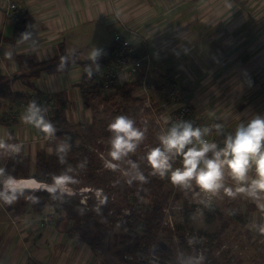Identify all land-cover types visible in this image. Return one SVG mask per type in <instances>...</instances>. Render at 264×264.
<instances>
[{"label":"crops","instance_id":"1","mask_svg":"<svg viewBox=\"0 0 264 264\" xmlns=\"http://www.w3.org/2000/svg\"><path fill=\"white\" fill-rule=\"evenodd\" d=\"M12 1L20 18L27 14L30 28L27 35L16 38V23L20 18L15 21L8 18L5 13L8 0H0L2 92H5L3 79L10 78L13 91L35 97H30L29 103L43 104L46 99L52 100L53 95L63 93L68 98L67 119L71 121L70 112L76 111L84 115L77 123H91L92 111L84 106L78 86L83 76L78 62L65 72L43 70L36 79L30 80L32 87H28L17 77L22 71L18 57L45 62L61 53L80 51L77 59L88 60L93 59L94 47L101 51L98 57L107 55L114 49V30L122 28L121 21L131 27L129 35L139 54L148 55L147 63L138 69L132 81L137 83L135 95L143 99V106L148 108V99L155 108L163 103L167 105L168 88L151 79L154 68L167 66L171 78L177 68L187 72L197 68L196 80L182 88L186 89L193 113L200 121L221 125L229 134L241 120L264 115V0ZM204 41L211 48L209 54L195 56L193 50ZM140 77L149 81V98L140 87ZM17 100L0 96V141L20 145L18 152L0 148V166H6L14 155L29 166L27 171L31 173L38 151L52 153L53 148L48 144L51 138H42L48 131L22 119L27 105ZM253 174L249 172L250 177ZM224 181L234 189L237 186L227 172ZM249 202H256L260 211L264 197H251ZM33 205V213L23 215L19 210L18 219L12 216L15 209L9 213L2 209V215L0 212V264L6 253L10 264L97 263L93 250L74 239L64 215L60 214L57 220L54 214L53 223L43 227L42 213L51 204L40 206L35 202Z\"/></svg>","mask_w":264,"mask_h":264},{"label":"trees","instance_id":"2","mask_svg":"<svg viewBox=\"0 0 264 264\" xmlns=\"http://www.w3.org/2000/svg\"><path fill=\"white\" fill-rule=\"evenodd\" d=\"M29 28V18L25 14L16 23L15 37H21L22 34L27 33ZM134 46L137 55H146L139 54L136 45ZM114 49L107 55L97 57L95 61L93 59H77L80 51L61 53L52 61L45 62L24 56L18 57L22 71L17 77L23 79L28 87H32L30 80L36 79L41 71L65 72L71 64L78 62L83 69V76L78 86L84 106L92 111V122L73 123L69 121L66 116L68 98L63 93L53 95L52 100L46 99L43 103H51V116L46 120L53 126L51 139L48 141V144L53 148V152L48 153L46 150H39L31 173L20 172L21 170H27L29 166L14 155L10 156L7 165L2 166V168L5 169L7 174L18 178H35L46 184L51 183L53 175H60L71 168L72 171L69 175L74 178L75 182L69 185L76 184V189L89 187L93 189L92 191L67 195L59 191L50 193L44 188L36 191V195L39 197L38 205L44 206L49 203L56 206L59 213L65 216L69 224L68 229L72 232L76 241L83 242L95 254H98L105 251L108 241L112 237L120 236L122 241L118 243L122 246L117 249L119 259H122L125 254L132 255V252L141 253V245L149 243L150 246H147L148 248L144 247V249L147 252L158 250L166 262L164 264H180L176 260L178 254L182 252L184 255V251L190 249L185 236L188 231L183 225H178L176 230H172L165 224L163 225L164 208L170 192L166 195L159 194V189L166 185L159 176L152 175V170L145 159L147 151L158 144L161 125L150 122V125L148 124L150 127L147 126L141 145L139 144V152L129 153L125 158V161L131 160L137 163L139 169L147 178L145 182L133 180L129 183V177L121 175L120 169H107L98 155L103 148H101V145L98 146L96 141L100 138L109 139L108 124L110 121L117 115L132 116L143 106V99L135 95L137 83H119L117 85L112 83L109 88L105 87L111 77L106 67L116 61ZM114 70L116 71L118 68L115 67ZM100 71H103L104 74L98 78L97 72ZM3 81L5 92L0 90V96L18 99L19 103L24 101L25 106L29 104L30 97H34L30 93L13 91L10 78L3 79ZM173 88L176 87L173 86ZM178 89L181 95H188L185 88L178 87ZM116 97H121L124 102L129 104L128 107L123 108L116 103ZM166 102L169 105L167 99ZM101 106H104V111L99 110ZM146 109L150 108L146 107ZM157 114H159V110H157ZM169 115L170 110L164 123L166 128L170 126ZM163 116V112H161L160 118ZM192 117L197 118L193 112ZM225 135L227 134L222 128L217 129L218 145L222 146ZM208 136H210V133H208ZM61 143H67L69 146L65 153L57 152V148ZM145 145L149 147L143 150ZM61 156H63V159H61ZM81 164H83V167H80ZM126 168L131 170L130 165H127ZM77 179L82 182L76 183ZM96 189H100L102 192L103 197L100 200L94 193ZM149 191L152 193L150 201L146 199L149 196ZM84 196H86L85 203L82 201ZM239 196L240 198L235 201V206L230 208L229 213L231 212V215L229 219L241 222L245 226L249 221V214L253 210H257L258 205L256 202H249L251 197L245 193H240ZM227 199L230 198L225 196L223 202ZM191 210L187 205L183 206L181 215L185 221H189V218L192 219ZM173 212L175 213V211ZM207 212L209 213L210 210ZM216 212L219 214L222 211L217 208L214 213ZM207 215L212 217V214ZM230 220L226 219L223 223L230 226L232 223ZM194 235L197 237V234ZM259 254L262 255V264H264V253Z\"/></svg>","mask_w":264,"mask_h":264},{"label":"clouds","instance_id":"3","mask_svg":"<svg viewBox=\"0 0 264 264\" xmlns=\"http://www.w3.org/2000/svg\"><path fill=\"white\" fill-rule=\"evenodd\" d=\"M27 33L22 34V36ZM101 54L96 47L92 50L93 61ZM44 109L36 102H30L25 108L22 119L38 128L51 132L52 124L46 120ZM217 129L221 125H215ZM110 131L108 159L105 164L110 169L120 167L118 162L125 159L129 153L135 152L143 140L145 132L136 126L134 119L127 115H117L108 124ZM207 127L194 126L191 121L181 120L173 123L158 136V144L150 148L145 159L152 170V175L168 180L182 189H191L193 184L205 192L223 191L233 196L235 193H246L248 196L259 199L264 197V115H253L235 127L234 131L225 135L222 146L206 137ZM67 143H61L58 153H65ZM0 148L10 152H18L19 144H7L0 141ZM179 158V166H174ZM63 159V156H61ZM130 171H124L133 180L145 182L146 177L137 163L128 161ZM83 167V164L80 165ZM71 168L60 175H53L51 183L43 185L50 193H70L69 184L74 178L69 175ZM254 174L250 177L249 172ZM229 173L237 186L233 190L224 184L225 173ZM32 178H18L7 174L0 168V201L12 203L25 189L36 188ZM255 227L264 232V223ZM194 243V238L190 240ZM204 256L193 249L185 253L182 264H203Z\"/></svg>","mask_w":264,"mask_h":264},{"label":"rangeland","instance_id":"4","mask_svg":"<svg viewBox=\"0 0 264 264\" xmlns=\"http://www.w3.org/2000/svg\"><path fill=\"white\" fill-rule=\"evenodd\" d=\"M90 45L91 47L94 45V42L92 40L90 41ZM210 49H211L210 46L207 44L206 41H204V43L201 46L193 50V53L195 54V56H206L209 54ZM187 55L191 56L190 53H188ZM171 65H175V64L173 63ZM166 67L167 66L160 67L159 69L154 68V70L151 72V79L157 82L159 85H163L164 89L168 88L167 90H169L171 85L175 86L176 88L178 87L182 88V86L189 85L191 84L192 81L196 80L195 76L197 73V68H192L190 72L177 68L175 69L176 74L171 78L169 77V72L166 70ZM172 81L176 83H173ZM158 96H159L158 94L155 95L156 101H158ZM115 101L116 103L120 104L123 108L125 107L127 108L129 105L126 102H124L121 97L119 98L116 97ZM50 104L51 103H49L48 106ZM156 109L159 110V114H157V110H155L154 112L152 109H146L144 104V106H142V108L139 111H137L136 113H134L132 116L129 117L134 119V121L136 122V126L140 127L142 130H144V132H146L147 131L146 128L150 127L148 126V124L150 125V122L157 124V118L160 117L161 112H163L164 119L166 120L168 111L171 110L165 103H163V106L159 105V108ZM99 110L104 111V106H101ZM124 112L126 111L124 110ZM82 116L84 115H82L79 112L76 111L70 112V120L73 123H77V121L80 119L82 120L81 118ZM84 118L86 119V114ZM84 118L83 120H85ZM49 137L50 136L47 135L42 138L48 139ZM96 142L98 146L101 145L102 146L101 148H103L102 151L98 153V155L103 160L105 167L108 168L105 164V160L109 158L107 155L109 149V139L105 140L103 138H100ZM148 147H149L148 145L143 146V150L147 149ZM138 152H139V145L134 153H138ZM118 163L120 164V167L117 169H120L122 173L121 175H124L123 174L124 171H130L127 170L126 168L127 165H129L128 161H125V159H123ZM174 166H179V158H177ZM20 172L26 174L29 173L27 170H21ZM22 178H27V177H22ZM161 179L163 180L166 186H163L162 189H159V194L166 195L168 192H170V196L166 200V205L164 208L165 215H164L163 225L164 224L167 225L172 230H176L178 228V225H183L186 227V231H188L186 232L185 236L187 239V244L190 247V249L184 251V255L182 252L178 254L176 260L179 261L180 264H182L185 258V253L191 252L193 249L200 252L204 256L203 264H262L263 263L262 255L259 253H264V232L259 231L258 228L255 227V225L264 223V202H261L260 204L261 207L260 211L258 209L253 210L249 214V221L244 226L242 225L241 222H236L234 220L229 219L231 215V212L229 213L230 208H233L235 206V201H237L240 198L239 196L240 193H235L233 196H229L223 191V189L218 190L216 192H205L199 189L197 186H195V184H193L191 189H182L178 186L173 185L168 180L167 176ZM80 182H82L80 179L76 180V183H80ZM42 184H46V183H42ZM224 184L227 185V187H230V185H232L231 183L225 181ZM75 185H68L71 191L70 193L65 192L64 194L67 195H73L76 193L82 194V192L87 193L93 190L92 188H90L89 190V187L76 189ZM44 188L45 187H40L36 189L33 188L25 189L23 193L18 195L17 198L15 199L17 201L16 204L14 203L9 204L0 201L1 215L3 214L2 209L3 210L5 209L8 213L11 210L15 209L16 211L15 210L12 211V216L16 219H18L21 216L20 213L18 212L19 210L23 211L21 212V214L23 215L33 213L31 210L34 209V207L32 206H34L33 204H35V202H37L39 198L38 195H36L37 193L36 191L42 190ZM94 193L96 194L99 200L103 197L100 189H96ZM148 193L149 196L146 197V199L150 201L152 193H150V191ZM225 196H228L230 199H227L225 202H223V198ZM85 200H86V196L83 197L82 201L85 203L86 202ZM184 205H187L190 209H192L191 210L192 219L190 220L189 218V221H185L183 216L181 215ZM214 207L215 209L220 208V210L223 213L222 212H219V214L217 212L214 213L215 212ZM47 209L53 210L54 212L56 211L55 206H51V205L48 206ZM208 210H210L209 213L207 212ZM173 211H175V213ZM46 212L47 211L44 210L42 216H44ZM207 214H212L213 218L210 216L208 217ZM226 219L232 222L230 226H228L226 223L225 224L223 223L224 220ZM20 222L23 221H18V223ZM0 228H2V225H0ZM54 231H58V230H54ZM194 234H197V237ZM193 238H194V243H190V240H192ZM120 241H122V238L120 236L115 238L112 237L108 241V245L105 251L103 253L100 252L98 254L97 253L95 254L97 258L96 264H148L147 258L141 257L140 259L137 251L132 252L131 253L132 255L128 254V256L131 257L130 259L125 258L126 254L122 259H119L120 256L117 253V249L122 246V245L120 246L118 243ZM148 244L149 243H143L141 245L140 249L142 250V253H144L143 256L146 257L147 255H149L148 260H151L153 259L152 255H155L157 256L158 259H160V261L166 263L161 253L158 250L157 253H151L154 251L147 252V250L144 249V247L150 246ZM82 246H85V244L82 243ZM1 260H2L1 264H10V261L7 257V253L4 258L3 257L1 258Z\"/></svg>","mask_w":264,"mask_h":264},{"label":"built area","instance_id":"5","mask_svg":"<svg viewBox=\"0 0 264 264\" xmlns=\"http://www.w3.org/2000/svg\"><path fill=\"white\" fill-rule=\"evenodd\" d=\"M7 9L5 11L6 16L13 21L18 20L20 18V14L16 12L17 6L12 0H8L7 3ZM122 28L121 29H115L114 30V56L116 57V61L112 64L107 65L106 69L107 72H110V79L107 84H105L106 88H109V85L114 83L115 85L119 83H130L134 80V78L138 75V69L141 68L144 64L148 61V55L139 56L137 55V51L135 49V44L133 43V40L129 33L131 32V27L129 25H124L120 21ZM117 67L118 70H114V68ZM104 74L103 71L97 72V77H101V75ZM140 87L142 88V91L144 92L145 96L149 98L150 89H149V81L146 80L144 77H140L139 81ZM167 101L169 103L170 108V125L173 123H177L181 120H187L191 121L194 126H198L201 128L207 127L209 129L210 136L207 135V139L209 141H215L217 143L216 138V132L217 128L215 125L208 123L207 121H200L198 118L192 117L193 112V106L192 103L187 96H183L180 93V90L178 88L171 87L167 92ZM47 104H39L45 111L44 115L45 118H49L51 116V104L48 106ZM147 106L152 109L154 112L156 110L155 107H153L152 103L148 99ZM167 118V117H166ZM164 116L162 118H157V123L161 125L163 131L166 130ZM50 138V137H49ZM88 190V189H87ZM48 208V207H47ZM46 216H42L41 224L43 227L48 226L49 224L53 223L54 220V214L55 212L53 210L46 209ZM151 253H157V250ZM139 258H147L148 264H164L160 259L157 258V256L152 255L153 259L148 260L149 255L146 257L143 256L144 253H138ZM125 258H131L128 256V254L125 255ZM158 261H157V260Z\"/></svg>","mask_w":264,"mask_h":264},{"label":"water","instance_id":"6","mask_svg":"<svg viewBox=\"0 0 264 264\" xmlns=\"http://www.w3.org/2000/svg\"><path fill=\"white\" fill-rule=\"evenodd\" d=\"M55 212H56V218H57V220H59L60 219V213H59V210H58V208L55 206Z\"/></svg>","mask_w":264,"mask_h":264},{"label":"bare ground","instance_id":"7","mask_svg":"<svg viewBox=\"0 0 264 264\" xmlns=\"http://www.w3.org/2000/svg\"><path fill=\"white\" fill-rule=\"evenodd\" d=\"M35 182L37 183V185H41V186H38V187H36V188L44 187L43 185H45V184H42L41 182H38V181H36V180H35ZM36 188H33V189H36ZM45 188H46V187H45ZM89 190H90V188H89Z\"/></svg>","mask_w":264,"mask_h":264}]
</instances>
